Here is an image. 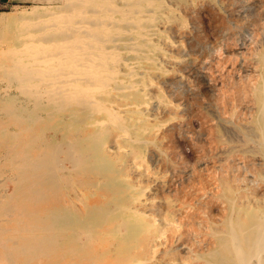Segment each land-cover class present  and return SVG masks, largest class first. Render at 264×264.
<instances>
[{"label":"rangeland","instance_id":"1","mask_svg":"<svg viewBox=\"0 0 264 264\" xmlns=\"http://www.w3.org/2000/svg\"><path fill=\"white\" fill-rule=\"evenodd\" d=\"M164 3L157 28L165 56L146 79L150 101L144 111L150 120L141 142L128 141L131 128L118 119L104 137L96 135L111 147L118 142L129 162L138 165L139 172L129 177L143 187L142 197L150 204L146 213L174 224L160 248L161 259L149 264H244L249 259L245 264H264V228L258 231L264 223L254 229V223L264 222V0ZM2 11L1 17L23 14L0 25V49L20 41L48 45L69 35L60 17L70 12L68 0H15ZM6 91L0 77V103ZM8 119L0 109V123L6 122L0 131V264H56L53 244L40 240V217L24 212L25 200L14 191L19 180L8 164L9 150L27 148H10ZM49 121L56 126L35 130L34 141L42 144L52 171L77 150L81 124ZM139 148L142 156L132 158ZM102 215L100 210L95 220ZM134 248L124 255H134Z\"/></svg>","mask_w":264,"mask_h":264},{"label":"bare ground","instance_id":"2","mask_svg":"<svg viewBox=\"0 0 264 264\" xmlns=\"http://www.w3.org/2000/svg\"><path fill=\"white\" fill-rule=\"evenodd\" d=\"M68 2L70 12L60 16L64 34L69 32L66 38L48 45L20 41L0 49V77L7 89L0 109L13 127L6 138L14 142L10 148H27L9 150L8 164L19 180L14 191L25 200L24 212L40 217V240L47 246L53 244L56 264L158 262L167 231L173 230L174 224L154 217L151 211L146 213L150 204L142 197L143 187L139 180L134 183L129 177V173L139 172L138 165L134 160L129 162L118 142L111 147L99 135L104 137L117 119L131 128L130 142L139 141L146 131L150 120L144 111L150 101L146 79L165 56L159 45L157 21L167 6L164 0ZM22 14L0 16V25ZM30 19L20 22L19 27ZM49 120L61 125L73 120L81 124L74 139L77 150L66 156L68 151L62 153L65 162L59 159L52 171L39 148L42 144L36 146L34 141L38 138L35 130L55 124ZM5 126L6 122L0 123V131ZM138 151L132 158L142 156V148ZM100 210L103 215L95 220ZM263 223H254V229ZM260 228L258 231L264 226ZM132 241L134 255H124L134 245Z\"/></svg>","mask_w":264,"mask_h":264},{"label":"crops","instance_id":"3","mask_svg":"<svg viewBox=\"0 0 264 264\" xmlns=\"http://www.w3.org/2000/svg\"><path fill=\"white\" fill-rule=\"evenodd\" d=\"M14 1L15 0H0V13L4 12L2 11L3 8L13 5Z\"/></svg>","mask_w":264,"mask_h":264}]
</instances>
